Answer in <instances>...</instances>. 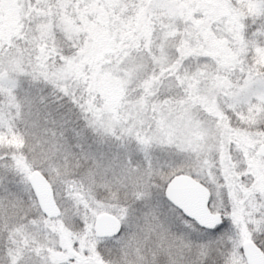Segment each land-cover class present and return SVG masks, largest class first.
<instances>
[{"label":"snow or ice","instance_id":"6c2138e0","mask_svg":"<svg viewBox=\"0 0 264 264\" xmlns=\"http://www.w3.org/2000/svg\"><path fill=\"white\" fill-rule=\"evenodd\" d=\"M0 264H264V0H0Z\"/></svg>","mask_w":264,"mask_h":264}]
</instances>
